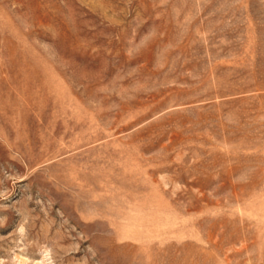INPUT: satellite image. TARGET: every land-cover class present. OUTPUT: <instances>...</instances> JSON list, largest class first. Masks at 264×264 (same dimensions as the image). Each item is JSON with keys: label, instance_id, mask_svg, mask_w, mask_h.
Instances as JSON below:
<instances>
[{"label": "rangeland", "instance_id": "1", "mask_svg": "<svg viewBox=\"0 0 264 264\" xmlns=\"http://www.w3.org/2000/svg\"><path fill=\"white\" fill-rule=\"evenodd\" d=\"M0 264H264V0H0Z\"/></svg>", "mask_w": 264, "mask_h": 264}]
</instances>
